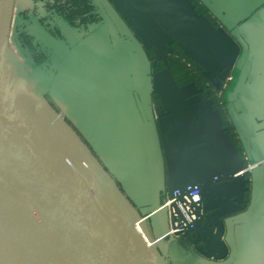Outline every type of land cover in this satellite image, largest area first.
<instances>
[{"label": "crops", "instance_id": "crops-1", "mask_svg": "<svg viewBox=\"0 0 264 264\" xmlns=\"http://www.w3.org/2000/svg\"><path fill=\"white\" fill-rule=\"evenodd\" d=\"M50 1L13 0L12 28L56 52L58 64L102 63V93L95 81L88 93L102 101V126L113 135L102 131V161L147 216L150 239L171 226L167 209L151 214L170 190L235 174L209 188L207 217L184 236L188 246L184 233L158 246L167 264H264V0ZM18 42L24 67L42 76ZM209 230L221 253L204 249Z\"/></svg>", "mask_w": 264, "mask_h": 264}, {"label": "water", "instance_id": "water-1", "mask_svg": "<svg viewBox=\"0 0 264 264\" xmlns=\"http://www.w3.org/2000/svg\"><path fill=\"white\" fill-rule=\"evenodd\" d=\"M12 4L0 0V264H167L158 246L176 238L164 237L171 226L154 239L147 236L142 224L147 216L141 217L104 166L45 104L29 82L33 74L20 62L17 71L8 47ZM224 22L246 49L240 33ZM158 57L167 61L164 45ZM84 71L81 67L82 77ZM39 84L47 92L41 78ZM136 100L151 137L144 105ZM223 175L187 184L203 186L204 220L211 185L235 176ZM253 192L255 198L254 185ZM162 209L168 210L159 204L151 214ZM204 220L195 229L201 230ZM190 231L180 238L187 246L184 236ZM208 233L204 249L221 253L223 248L213 244L218 236Z\"/></svg>", "mask_w": 264, "mask_h": 264}, {"label": "rangeland", "instance_id": "rangeland-1", "mask_svg": "<svg viewBox=\"0 0 264 264\" xmlns=\"http://www.w3.org/2000/svg\"><path fill=\"white\" fill-rule=\"evenodd\" d=\"M47 1L48 7L52 8V6L49 5L52 2L50 0ZM15 15L16 11L13 8L11 13L12 23L8 34V47L16 60L17 71L19 72L17 62H20L23 65V56L21 55V52L24 47L19 45L18 41L20 38L21 43H24L28 50H32L34 59L37 60L36 57L39 59L37 65H40L41 74L43 76L42 83L48 87L47 92L44 93L43 88L39 84V79L42 76L38 74L37 77V74L33 69L34 64L28 61L25 63V68L28 71L30 70V74H33L34 76L33 79L29 81L30 84L37 87L36 89L45 101V104L76 134L121 188V184L102 161V131L105 132L104 136L110 139L113 138V135L107 131L109 128L105 125L102 126V115L106 117L107 112H102L101 100L100 103L91 101L90 95H88L92 89L90 88L91 83H94V81L96 82L94 89L98 88V92L102 93V63H81V65L77 64V69H75L76 65L67 64V61L58 64L59 55L56 52L45 47L42 49L39 45L34 47L32 41L21 39L22 36L21 34H18V30L12 28ZM34 48L36 49V55ZM81 67L83 70L85 69V76L82 78L83 80L80 78L78 81L74 74L79 71ZM92 107L97 109L93 110ZM104 109L109 113H112L110 108L105 106ZM113 114H116V111H114ZM127 199L141 217H143L144 215H142L140 208L136 207L130 198L127 197Z\"/></svg>", "mask_w": 264, "mask_h": 264}, {"label": "built area", "instance_id": "built-area-1", "mask_svg": "<svg viewBox=\"0 0 264 264\" xmlns=\"http://www.w3.org/2000/svg\"><path fill=\"white\" fill-rule=\"evenodd\" d=\"M203 201V186L200 185H187L169 191L164 205L170 213L171 227L164 237L183 234L204 220Z\"/></svg>", "mask_w": 264, "mask_h": 264}, {"label": "flooded vegetation", "instance_id": "flooded-vegetation-1", "mask_svg": "<svg viewBox=\"0 0 264 264\" xmlns=\"http://www.w3.org/2000/svg\"><path fill=\"white\" fill-rule=\"evenodd\" d=\"M193 230H196V229H195V227H194V229H193ZM181 234H182V233H181ZM181 234H177L176 236H180Z\"/></svg>", "mask_w": 264, "mask_h": 264}, {"label": "trees", "instance_id": "trees-1", "mask_svg": "<svg viewBox=\"0 0 264 264\" xmlns=\"http://www.w3.org/2000/svg\"><path fill=\"white\" fill-rule=\"evenodd\" d=\"M50 43V42H49Z\"/></svg>", "mask_w": 264, "mask_h": 264}]
</instances>
